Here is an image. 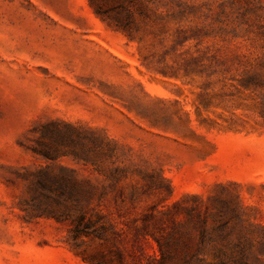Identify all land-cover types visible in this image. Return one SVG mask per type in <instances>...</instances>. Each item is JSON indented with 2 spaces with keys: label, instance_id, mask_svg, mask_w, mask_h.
Wrapping results in <instances>:
<instances>
[{
  "label": "rangeland",
  "instance_id": "obj_1",
  "mask_svg": "<svg viewBox=\"0 0 264 264\" xmlns=\"http://www.w3.org/2000/svg\"><path fill=\"white\" fill-rule=\"evenodd\" d=\"M221 205L264 264V0H0V264H156Z\"/></svg>",
  "mask_w": 264,
  "mask_h": 264
},
{
  "label": "trees",
  "instance_id": "obj_2",
  "mask_svg": "<svg viewBox=\"0 0 264 264\" xmlns=\"http://www.w3.org/2000/svg\"><path fill=\"white\" fill-rule=\"evenodd\" d=\"M222 209L221 205L215 213L202 216L199 208L194 207L187 209L183 223L172 221L165 235L153 238L158 251L156 264H249V239L232 238L233 230L222 217ZM80 211L71 230L74 238L86 236L94 226ZM103 228L100 226V230ZM207 252L211 260H207Z\"/></svg>",
  "mask_w": 264,
  "mask_h": 264
}]
</instances>
